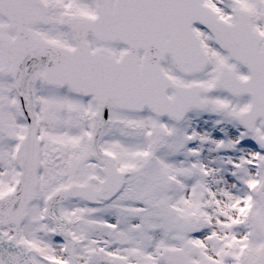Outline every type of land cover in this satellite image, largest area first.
I'll use <instances>...</instances> for the list:
<instances>
[{
	"label": "snow or ice",
	"instance_id": "snow-or-ice-1",
	"mask_svg": "<svg viewBox=\"0 0 264 264\" xmlns=\"http://www.w3.org/2000/svg\"><path fill=\"white\" fill-rule=\"evenodd\" d=\"M0 264H264V0H0Z\"/></svg>",
	"mask_w": 264,
	"mask_h": 264
}]
</instances>
